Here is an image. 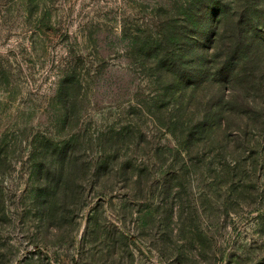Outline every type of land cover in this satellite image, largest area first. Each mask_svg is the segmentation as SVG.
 <instances>
[{
  "label": "rangeland",
  "instance_id": "374dc122",
  "mask_svg": "<svg viewBox=\"0 0 264 264\" xmlns=\"http://www.w3.org/2000/svg\"><path fill=\"white\" fill-rule=\"evenodd\" d=\"M192 1L0 0V264H264V114L181 164L150 108L145 43Z\"/></svg>",
  "mask_w": 264,
  "mask_h": 264
},
{
  "label": "trees",
  "instance_id": "16d2710c",
  "mask_svg": "<svg viewBox=\"0 0 264 264\" xmlns=\"http://www.w3.org/2000/svg\"><path fill=\"white\" fill-rule=\"evenodd\" d=\"M241 2L221 8L212 0H193L176 7L145 43L153 69L147 75L156 88L150 108L172 137L181 164H211L239 129L249 131V123L237 124L239 116L252 121L264 114V40L248 15L256 2ZM259 11L264 12V0ZM70 76L75 80L72 74L65 77ZM59 90L67 99V90Z\"/></svg>",
  "mask_w": 264,
  "mask_h": 264
}]
</instances>
